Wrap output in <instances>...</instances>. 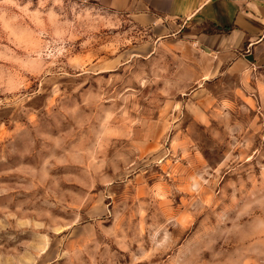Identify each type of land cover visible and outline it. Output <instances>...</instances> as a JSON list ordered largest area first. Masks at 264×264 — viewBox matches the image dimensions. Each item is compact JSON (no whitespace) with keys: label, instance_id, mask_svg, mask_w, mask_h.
<instances>
[{"label":"rangeland","instance_id":"rangeland-1","mask_svg":"<svg viewBox=\"0 0 264 264\" xmlns=\"http://www.w3.org/2000/svg\"><path fill=\"white\" fill-rule=\"evenodd\" d=\"M147 35L0 0V264H264V65Z\"/></svg>","mask_w":264,"mask_h":264},{"label":"crops","instance_id":"crops-1","mask_svg":"<svg viewBox=\"0 0 264 264\" xmlns=\"http://www.w3.org/2000/svg\"><path fill=\"white\" fill-rule=\"evenodd\" d=\"M89 1L129 16L157 48L180 49L188 58L199 51L210 66L239 67V77L245 66L264 65V0Z\"/></svg>","mask_w":264,"mask_h":264}]
</instances>
